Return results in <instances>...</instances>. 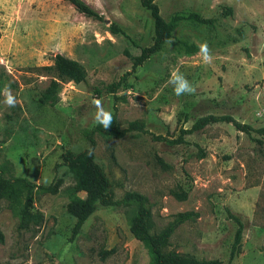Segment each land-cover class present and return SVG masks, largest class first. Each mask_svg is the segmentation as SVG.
Listing matches in <instances>:
<instances>
[{
  "label": "rangeland",
  "instance_id": "rangeland-1",
  "mask_svg": "<svg viewBox=\"0 0 264 264\" xmlns=\"http://www.w3.org/2000/svg\"><path fill=\"white\" fill-rule=\"evenodd\" d=\"M82 1L103 20L80 14L64 0H0V167L8 169L5 177L43 187L62 180L55 194L34 195L31 211L43 215L34 230L18 231V219L0 201V264L148 263L129 230L134 206L99 207L72 234L75 219L66 204L74 180L61 155L88 147L86 134L99 123L97 100L120 129L139 121L145 131L122 138L94 135L95 162L110 182L113 200L143 195L155 234L177 214L192 213L170 237L167 252L198 261L263 264L264 136L215 123L185 135L182 144L155 137L174 141L181 129L208 115L264 128V0H154L164 20L184 19L161 52L135 70L133 58L154 40L142 0ZM191 13L213 23L188 20ZM203 43L211 50V64L203 62ZM56 54L77 61L87 83L63 82L58 103L39 107L37 99L52 79L40 68L51 65ZM174 71L194 93L175 94L178 85L169 83ZM5 86L16 99L14 107L5 103ZM182 192L181 201L175 194ZM232 216L241 220L243 234L239 253L230 259L237 230Z\"/></svg>",
  "mask_w": 264,
  "mask_h": 264
},
{
  "label": "trees",
  "instance_id": "trees-1",
  "mask_svg": "<svg viewBox=\"0 0 264 264\" xmlns=\"http://www.w3.org/2000/svg\"><path fill=\"white\" fill-rule=\"evenodd\" d=\"M73 5L76 10L88 18L96 21H102V16L86 5L82 0H64ZM141 6L149 11L154 25V40L150 47L142 48L140 55L133 58L132 70L143 65L154 56L161 52L163 46L172 38L173 32L178 26V22L184 18L174 16L169 21L162 18L158 6L154 0H142ZM228 14H232L231 10ZM188 20L201 23L212 24L211 19H205L196 13H191L187 17ZM113 33H118L119 29L112 27ZM46 74L52 75V79L48 87L41 93L37 99L39 107L54 106L58 103V89L63 82H72L80 86L87 83V73L85 69L77 62L69 59L61 54L53 57V63L49 66L40 68ZM117 85H110L109 92L113 93ZM1 98V95H0ZM215 123L232 124L234 128L241 133L250 136L253 132L259 136H264V128L253 130L249 125L241 124L230 116H213L208 115L201 117L195 121L188 130L181 129L178 138L174 141H167L162 137H155L156 140L168 142L170 144L184 143V136L199 132L205 127ZM139 131L145 132L142 122L133 121L127 124L126 129H120L119 123L115 116H112L110 127L105 129L101 123H98L91 131L86 134L88 147L79 152L65 151L61 155L62 164L67 167L71 173L74 186L71 191L70 199L66 204V212L75 219L72 229L73 236L77 235L83 224L97 211L99 207H112L124 204L126 206H134L135 213L130 219L129 230L131 235L145 248L149 261L147 264H223L218 260L198 261L195 258L184 256L173 251H166L169 245V239L175 230L184 222L193 218L192 213H179L173 221L170 222L159 233H152V213L148 200L138 193H126L121 200L115 201L111 194V185L104 171L95 162L96 142L94 135L96 133L105 138H122L127 132ZM261 146L262 140H256ZM200 158L204 157V153L199 151ZM8 169L0 167V201L7 202V206L12 214L18 219V231H30L38 228L43 223V215L41 213H33L34 195L37 193L55 194L62 184V180H58L53 185L43 187L32 183L26 178L21 177H5L4 173ZM82 194V196H80ZM179 200L185 199V194H175ZM237 224L234 241L231 248L230 259H233L239 253L243 224L236 217H231ZM4 242L3 234L0 230V244ZM264 264V263H263Z\"/></svg>",
  "mask_w": 264,
  "mask_h": 264
},
{
  "label": "clouds",
  "instance_id": "clouds-1",
  "mask_svg": "<svg viewBox=\"0 0 264 264\" xmlns=\"http://www.w3.org/2000/svg\"><path fill=\"white\" fill-rule=\"evenodd\" d=\"M200 54H202L203 62L206 64H211L213 60V56L211 54V50L209 49L207 43H203L200 45ZM169 83L174 85H178L174 87V92L177 96L192 94L195 92V87L183 76V74L178 71H174L170 77ZM6 100L5 103L14 107L16 103L15 97L11 94V89L8 86H5ZM96 105L98 108L97 121L101 123L105 129L110 127L112 116L110 113L102 110L100 106V102L97 100Z\"/></svg>",
  "mask_w": 264,
  "mask_h": 264
}]
</instances>
